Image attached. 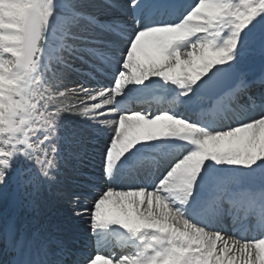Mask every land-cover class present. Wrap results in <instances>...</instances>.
<instances>
[{
    "label": "snow or ice",
    "instance_id": "1",
    "mask_svg": "<svg viewBox=\"0 0 264 264\" xmlns=\"http://www.w3.org/2000/svg\"><path fill=\"white\" fill-rule=\"evenodd\" d=\"M70 160L95 253L16 211ZM0 203V264H264V0H0Z\"/></svg>",
    "mask_w": 264,
    "mask_h": 264
},
{
    "label": "rangeland",
    "instance_id": "2",
    "mask_svg": "<svg viewBox=\"0 0 264 264\" xmlns=\"http://www.w3.org/2000/svg\"><path fill=\"white\" fill-rule=\"evenodd\" d=\"M91 2L95 4H102V0H91ZM113 14L114 13L110 10L101 9V19L108 18ZM95 75L97 76V74ZM98 76L99 77L97 79L102 78L100 77L99 74ZM82 79H87V78L86 77L78 78V76H76L75 73L71 74L69 77V83L67 87L68 88L78 87ZM88 82L89 83L93 82L91 84L95 86L94 80H88L87 84L85 85L86 87H89ZM68 102H78V101L75 96H72L71 94H69ZM68 118L69 119H79V117H76V116H72ZM74 163H75L74 161L70 160L68 163V166L63 168V174L59 177L58 182L53 184L50 189L45 190L41 194L40 199H39V206L37 208L30 209V211L28 210V208H24V210L23 208L17 209V210H21L18 212L20 213L19 217L22 221H26V222L30 221L29 224H31L32 221H36L38 225H46L48 230L55 226L54 228L50 230L59 231V232L62 231L60 226H64L65 223H66L65 231L68 230V232L69 231L73 232L76 229V226L74 224H72L73 226L68 224V218H66L69 216L71 217L70 208H68L69 207L68 204H70V201L74 193H79L82 195H89V189L88 190L84 189L82 191H79L77 189L75 190V187L77 186L75 185V183L77 180L74 181L71 178V175H72L71 173H76L73 171ZM96 172L97 170L95 169L94 173ZM70 181H74L73 182L74 184ZM82 181H84V179ZM85 181L88 182L87 180ZM6 210H8L7 204L0 203V213L5 212ZM51 216H52V219L54 218V220L51 219ZM27 218L29 219V221L27 220ZM72 223L76 224V222L74 221H72ZM92 248L94 247L90 246V247H86L85 249L88 252L93 253L95 249L92 250Z\"/></svg>",
    "mask_w": 264,
    "mask_h": 264
},
{
    "label": "bare ground",
    "instance_id": "3",
    "mask_svg": "<svg viewBox=\"0 0 264 264\" xmlns=\"http://www.w3.org/2000/svg\"><path fill=\"white\" fill-rule=\"evenodd\" d=\"M86 71H87V69H86ZM76 76H78V75H76ZM97 77H99L98 76V73H97ZM100 77H101V75H100ZM78 78H82V77L78 76ZM91 83H93V82H91ZM91 83L88 82V86L89 87H95L96 86V85L95 86L92 85ZM131 106L138 107L139 105H131ZM95 169L97 170V172H96L97 174L94 173ZM99 171H100L99 170V166L97 165L95 168H88V167L81 168L80 169V173L81 174L71 173L72 174L71 175V178L74 181L77 180L76 183H75V185H77L75 187V190L76 189L79 190V191H82L84 189H87L88 190V188L86 187V185L89 184V181L90 180H98V179H100ZM83 179H84V181H82ZM85 180H87L88 182H86ZM74 181H70V182L73 183ZM68 206H69L68 208H70V215H71V217L70 216L69 217H66V218H68V224L69 225L74 224L76 226V229L73 232H71V231L68 232V230L65 231V226H66V223H65L64 226H60L61 229H62V231H60V232L59 231H53V230H49V231L50 232H53L54 234H61V233L67 234V233H71L72 235H75V236H77L79 238L80 243H81V246L83 248L93 246L94 248H92V250L95 249L94 252H93V253H95V251H96L95 240H94V237H92L91 234H90V232H89L88 224H87V219L85 217H74L72 215V204L70 203V204H68ZM83 206L90 207L91 206V200H89L86 204H85L84 201H82L81 202V207H83ZM28 210L30 211L29 208H28ZM78 210H79V208H78ZM17 214L19 216L20 213L18 212ZM41 219H42V217H41ZM51 219H52V216H51ZM52 220H54V218ZM72 221L76 222V224L75 223H72ZM54 227H52V228H54ZM52 228H50V229H52ZM109 250H113V249H101V254H103L104 252L109 251ZM114 250L116 252L121 251L118 247H116ZM3 258H6V257H3L2 255H0V259H3Z\"/></svg>",
    "mask_w": 264,
    "mask_h": 264
}]
</instances>
